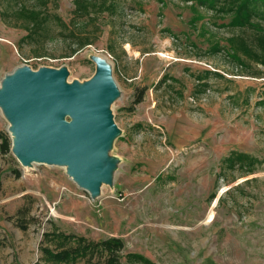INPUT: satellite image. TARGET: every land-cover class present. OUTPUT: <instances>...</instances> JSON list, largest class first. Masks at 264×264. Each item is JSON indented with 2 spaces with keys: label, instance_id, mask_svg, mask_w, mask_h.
<instances>
[{
  "label": "rangeland",
  "instance_id": "obj_1",
  "mask_svg": "<svg viewBox=\"0 0 264 264\" xmlns=\"http://www.w3.org/2000/svg\"><path fill=\"white\" fill-rule=\"evenodd\" d=\"M228 1L0 0V92L21 68L62 72L78 90L101 55L116 82L95 188L62 162L24 164L0 103L11 142L0 148V264L41 261L53 225L122 238L126 263L264 264V31L231 26ZM242 42L249 54L231 48ZM236 151L256 170L226 167Z\"/></svg>",
  "mask_w": 264,
  "mask_h": 264
},
{
  "label": "water",
  "instance_id": "obj_2",
  "mask_svg": "<svg viewBox=\"0 0 264 264\" xmlns=\"http://www.w3.org/2000/svg\"><path fill=\"white\" fill-rule=\"evenodd\" d=\"M1 90L0 103L11 119L13 149L24 164L62 162L85 186L97 187L106 141L114 124L108 103L116 82L111 68L101 69L75 90L62 72L18 69ZM72 117L66 120V116Z\"/></svg>",
  "mask_w": 264,
  "mask_h": 264
},
{
  "label": "trees",
  "instance_id": "obj_3",
  "mask_svg": "<svg viewBox=\"0 0 264 264\" xmlns=\"http://www.w3.org/2000/svg\"><path fill=\"white\" fill-rule=\"evenodd\" d=\"M201 3H210L212 6L220 0H198ZM230 10L233 17L229 22L231 26L236 27H252L264 31V28L257 22L254 17H264V0H229ZM228 1V2H229ZM84 2V0H79ZM227 2V3H228ZM78 3V1H77ZM77 12L81 13L77 8ZM33 21L38 22L42 16V12H28ZM31 14V15H30ZM262 17V19H264ZM31 34V33H30ZM264 35V33H262ZM235 53L243 51L249 54V44L242 42L237 46L230 44ZM263 52L257 58L264 66V43L262 44ZM142 100L139 96L137 102ZM2 142L0 148L7 153L10 150L11 142L7 135L0 133ZM226 167H233L236 163L241 162L243 166L252 167L260 162L257 158L243 152H233L224 160ZM125 243L120 237H109L101 240L90 239L84 235L75 233H67L59 226L53 225L49 231L44 234V242L41 247L42 260L34 264H78L85 261L87 264H155L153 260L141 253H129L126 255L127 263L124 259L123 251Z\"/></svg>",
  "mask_w": 264,
  "mask_h": 264
},
{
  "label": "bare ground",
  "instance_id": "obj_4",
  "mask_svg": "<svg viewBox=\"0 0 264 264\" xmlns=\"http://www.w3.org/2000/svg\"><path fill=\"white\" fill-rule=\"evenodd\" d=\"M98 64L101 69H108L111 68L112 70V63L111 61L107 58L105 55H101L100 58L98 59ZM8 114V113H7ZM9 116V115H8ZM10 119V117H9ZM11 122V119H10ZM12 126V123H11Z\"/></svg>",
  "mask_w": 264,
  "mask_h": 264
}]
</instances>
